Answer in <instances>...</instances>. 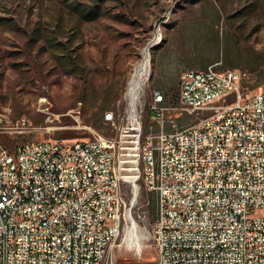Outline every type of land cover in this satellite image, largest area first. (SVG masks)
<instances>
[{
  "label": "built area",
  "instance_id": "2783aa9c",
  "mask_svg": "<svg viewBox=\"0 0 264 264\" xmlns=\"http://www.w3.org/2000/svg\"><path fill=\"white\" fill-rule=\"evenodd\" d=\"M248 78L217 63L188 68L181 102L209 115L166 129L156 89L151 110L160 128L139 131L137 110L127 118L136 180L156 194V264H264V85L245 93ZM31 131L26 119L13 129L0 122V134L15 142L10 149L0 141V264H119L115 242L129 222L136 229L120 170L129 167L123 134L93 130L62 146L52 138L17 142Z\"/></svg>",
  "mask_w": 264,
  "mask_h": 264
},
{
  "label": "rangeland",
  "instance_id": "374dc122",
  "mask_svg": "<svg viewBox=\"0 0 264 264\" xmlns=\"http://www.w3.org/2000/svg\"><path fill=\"white\" fill-rule=\"evenodd\" d=\"M74 1L0 0V108L33 128L17 134V142L89 138L93 130L120 139L132 113L129 81L146 52L151 64L137 105L144 134L160 128L151 110L156 89L164 94L166 129L211 113L190 112L181 102L188 68L244 69L245 93L264 85V0H106L94 20L74 13ZM99 110L103 116L93 115ZM0 141L15 146L7 133ZM124 178L135 185L123 181L141 234L127 241L128 223L113 247L116 261L156 264V194L136 173Z\"/></svg>",
  "mask_w": 264,
  "mask_h": 264
},
{
  "label": "bare ground",
  "instance_id": "6f19581e",
  "mask_svg": "<svg viewBox=\"0 0 264 264\" xmlns=\"http://www.w3.org/2000/svg\"><path fill=\"white\" fill-rule=\"evenodd\" d=\"M148 53L149 52H146L144 57H142L143 59L140 62L138 61L136 68L134 67L135 71L133 70L134 72L130 78L129 85H128L127 95H128L129 102L131 105L132 113H131L130 118L132 119L136 118L138 100H139V97L142 91V87L144 86L145 80L147 78V74H148L150 64H151L150 62L151 56L149 57ZM155 92L156 90L153 91L151 103H155ZM22 120L23 118L22 119L18 118L17 120H14V118L11 116L8 110H6L5 108H0V122L4 123V128L13 129L15 128V126L21 125ZM139 131H142L140 123H139ZM128 136H129L128 134L123 133V138L125 140L129 138ZM125 140L123 141V143H125ZM63 144H64V140L55 139V146H62ZM123 149L126 152L125 156H127V159H123L122 162H125V164H129V167H126L124 165L122 167L123 168V178H124V175L126 176L132 175L134 173H136L137 175L138 174V168H137L138 167V146L125 144V146L123 145ZM13 168H20V160H13ZM125 181L131 182L126 179ZM140 234L141 233L138 232L136 229H134V227H130L126 234V240L134 241L136 243L137 238L140 236Z\"/></svg>",
  "mask_w": 264,
  "mask_h": 264
},
{
  "label": "trees",
  "instance_id": "16d2710c",
  "mask_svg": "<svg viewBox=\"0 0 264 264\" xmlns=\"http://www.w3.org/2000/svg\"><path fill=\"white\" fill-rule=\"evenodd\" d=\"M106 0L80 1L75 0L70 3L71 10L82 20H94L101 16L102 7ZM93 115L103 116V111L94 112Z\"/></svg>",
  "mask_w": 264,
  "mask_h": 264
}]
</instances>
